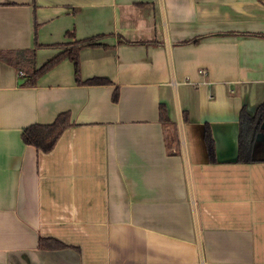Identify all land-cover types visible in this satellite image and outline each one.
I'll return each mask as SVG.
<instances>
[{"label": "crops", "instance_id": "crops-1", "mask_svg": "<svg viewBox=\"0 0 264 264\" xmlns=\"http://www.w3.org/2000/svg\"><path fill=\"white\" fill-rule=\"evenodd\" d=\"M93 36L80 78L108 83L65 57L27 86L0 59V264H264V121L238 148L264 0H0V51L38 43L36 66ZM61 113L51 150L24 143Z\"/></svg>", "mask_w": 264, "mask_h": 264}, {"label": "trees", "instance_id": "trees-1", "mask_svg": "<svg viewBox=\"0 0 264 264\" xmlns=\"http://www.w3.org/2000/svg\"><path fill=\"white\" fill-rule=\"evenodd\" d=\"M67 34L72 35L71 32H68ZM96 39L97 38L93 36L84 39H72L71 41L58 44L60 45L59 47H62V51L45 61L40 66H36L35 60V47L40 46L38 43L35 44L34 48L1 50L0 59L18 69L19 74L25 79L23 84L27 86H34L40 75L65 57L70 59L73 63L74 76L77 83L104 84L108 83V80L103 77L94 76L85 80L80 78L79 51L84 46L96 45ZM160 119L164 122L167 121L166 111L163 105H160ZM262 121H264V102L257 107L256 112L253 115L244 107L241 108L239 113L238 148L242 156H244L245 153L250 154L254 132L258 129ZM69 124L68 113H61L52 123H36L23 128L21 137L24 143L33 145L38 150L47 152L53 148L56 140ZM204 138L208 152L211 154L214 150V143L208 127L205 130ZM45 241H51V239ZM63 245L64 244L59 243V246Z\"/></svg>", "mask_w": 264, "mask_h": 264}, {"label": "rangeland", "instance_id": "rangeland-1", "mask_svg": "<svg viewBox=\"0 0 264 264\" xmlns=\"http://www.w3.org/2000/svg\"><path fill=\"white\" fill-rule=\"evenodd\" d=\"M262 131H264V130H262ZM262 131H260V132H262ZM263 134H260L259 136H258V145H264V136H262ZM262 153H264V152H257V155H259V154H262Z\"/></svg>", "mask_w": 264, "mask_h": 264}, {"label": "built area", "instance_id": "built-area-1", "mask_svg": "<svg viewBox=\"0 0 264 264\" xmlns=\"http://www.w3.org/2000/svg\"><path fill=\"white\" fill-rule=\"evenodd\" d=\"M198 71H199L200 73H202V74L206 73V70L203 69V68H200Z\"/></svg>", "mask_w": 264, "mask_h": 264}]
</instances>
